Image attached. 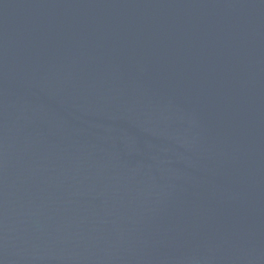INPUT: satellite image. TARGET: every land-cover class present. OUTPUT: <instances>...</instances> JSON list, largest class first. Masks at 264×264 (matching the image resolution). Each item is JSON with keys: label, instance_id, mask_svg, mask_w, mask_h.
<instances>
[{"label": "water", "instance_id": "water-1", "mask_svg": "<svg viewBox=\"0 0 264 264\" xmlns=\"http://www.w3.org/2000/svg\"><path fill=\"white\" fill-rule=\"evenodd\" d=\"M0 264H264V0H0Z\"/></svg>", "mask_w": 264, "mask_h": 264}]
</instances>
